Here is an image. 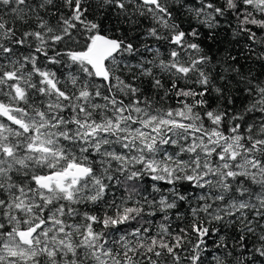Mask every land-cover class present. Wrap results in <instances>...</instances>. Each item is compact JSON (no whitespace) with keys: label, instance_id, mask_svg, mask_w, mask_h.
<instances>
[{"label":"snow or ice","instance_id":"6c2138e0","mask_svg":"<svg viewBox=\"0 0 264 264\" xmlns=\"http://www.w3.org/2000/svg\"><path fill=\"white\" fill-rule=\"evenodd\" d=\"M0 264H264V0H0Z\"/></svg>","mask_w":264,"mask_h":264}]
</instances>
